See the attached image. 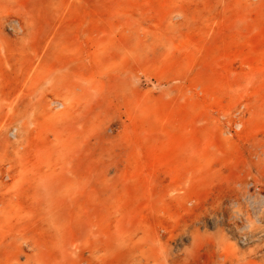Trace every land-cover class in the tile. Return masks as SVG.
I'll use <instances>...</instances> for the list:
<instances>
[{
    "label": "rangeland",
    "instance_id": "rangeland-1",
    "mask_svg": "<svg viewBox=\"0 0 264 264\" xmlns=\"http://www.w3.org/2000/svg\"><path fill=\"white\" fill-rule=\"evenodd\" d=\"M2 192L1 264H264V0H0Z\"/></svg>",
    "mask_w": 264,
    "mask_h": 264
},
{
    "label": "bare ground",
    "instance_id": "bare-ground-1",
    "mask_svg": "<svg viewBox=\"0 0 264 264\" xmlns=\"http://www.w3.org/2000/svg\"><path fill=\"white\" fill-rule=\"evenodd\" d=\"M4 208H6V199H5V193L4 192H2L1 194H0V212L4 209ZM239 208V207H238ZM257 209H259V208H257ZM240 210V209H239ZM254 212V211H253ZM248 213V212H247ZM257 214V213H256ZM0 264H1V259H0ZM4 264H13L12 262H6V263H4Z\"/></svg>",
    "mask_w": 264,
    "mask_h": 264
}]
</instances>
